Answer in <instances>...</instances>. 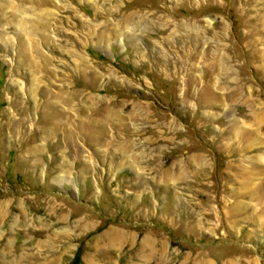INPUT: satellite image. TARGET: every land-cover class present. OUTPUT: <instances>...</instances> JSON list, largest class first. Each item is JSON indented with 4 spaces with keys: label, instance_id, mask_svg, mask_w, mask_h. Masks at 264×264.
<instances>
[{
    "label": "rangeland",
    "instance_id": "rangeland-1",
    "mask_svg": "<svg viewBox=\"0 0 264 264\" xmlns=\"http://www.w3.org/2000/svg\"><path fill=\"white\" fill-rule=\"evenodd\" d=\"M0 264H264V0H0Z\"/></svg>",
    "mask_w": 264,
    "mask_h": 264
}]
</instances>
